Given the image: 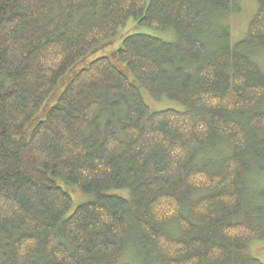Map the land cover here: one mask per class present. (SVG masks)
Segmentation results:
<instances>
[{
	"label": "trees",
	"instance_id": "16d2710c",
	"mask_svg": "<svg viewBox=\"0 0 264 264\" xmlns=\"http://www.w3.org/2000/svg\"><path fill=\"white\" fill-rule=\"evenodd\" d=\"M256 2L232 41L238 0H0V264H264Z\"/></svg>",
	"mask_w": 264,
	"mask_h": 264
},
{
	"label": "rangeland",
	"instance_id": "374dc122",
	"mask_svg": "<svg viewBox=\"0 0 264 264\" xmlns=\"http://www.w3.org/2000/svg\"><path fill=\"white\" fill-rule=\"evenodd\" d=\"M240 3L241 11L236 14L228 15L227 17H223V24H228L230 29V37L232 41L241 39L245 34V29L248 20L251 18V16L254 14L257 6L256 0H238ZM222 20V18H221ZM147 33L150 35H154L157 37H160L165 40H173L174 36L172 34L171 30H154L142 26H138L134 23V21L129 18L124 26H120L117 29L116 36L119 37L120 40L129 33ZM116 42V40H114ZM118 42V43H119ZM252 58L255 60V62L259 65L261 70L264 72V49H260L257 51H253L251 54ZM54 97H49L45 103V105L42 107L41 112L43 110L45 111L53 102H55ZM143 100L145 103L149 106L151 110H157V109H164V108H173L177 110H183L184 106L179 104L175 101H170L168 99H163L161 101H156L152 99L148 93H143ZM251 190L256 192L260 187L264 188V172L263 173H256L250 176V183H249ZM68 190L74 195H72V208L75 207L80 201V199H83V196H81L78 192V190L74 188H68ZM135 248L132 245H128V248L126 249L125 254L123 255L122 259L119 261L118 264H143L141 259H138L136 257ZM250 252L253 256L260 259L262 262H264V241L261 242H254L250 246ZM136 257V258H135ZM152 257V256H151ZM149 264H155L152 259L149 260Z\"/></svg>",
	"mask_w": 264,
	"mask_h": 264
}]
</instances>
